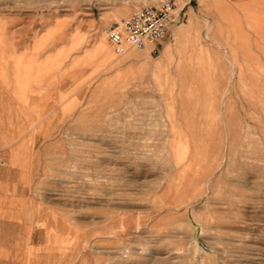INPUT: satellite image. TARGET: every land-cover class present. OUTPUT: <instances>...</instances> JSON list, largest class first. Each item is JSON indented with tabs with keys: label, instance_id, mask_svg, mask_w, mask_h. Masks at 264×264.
<instances>
[{
	"label": "rangeland",
	"instance_id": "rangeland-1",
	"mask_svg": "<svg viewBox=\"0 0 264 264\" xmlns=\"http://www.w3.org/2000/svg\"><path fill=\"white\" fill-rule=\"evenodd\" d=\"M160 1L157 53L102 34ZM240 1L0 0V264H264V0Z\"/></svg>",
	"mask_w": 264,
	"mask_h": 264
},
{
	"label": "built area",
	"instance_id": "built-area-1",
	"mask_svg": "<svg viewBox=\"0 0 264 264\" xmlns=\"http://www.w3.org/2000/svg\"><path fill=\"white\" fill-rule=\"evenodd\" d=\"M177 16L172 2L160 1L134 8L121 19L105 24L101 32L117 52L126 46L136 51L147 49L153 55L177 22Z\"/></svg>",
	"mask_w": 264,
	"mask_h": 264
},
{
	"label": "bare ground",
	"instance_id": "bare-ground-1",
	"mask_svg": "<svg viewBox=\"0 0 264 264\" xmlns=\"http://www.w3.org/2000/svg\"><path fill=\"white\" fill-rule=\"evenodd\" d=\"M249 1V0H248ZM241 2V1H240ZM239 2V3H240ZM243 2V3H242ZM242 4H244L245 0L243 1L242 0ZM224 3V2H223ZM222 3V4H223ZM235 3V1H234ZM236 3L238 4V2L236 1ZM239 4V5H242V4ZM250 3V2H249ZM229 4V3H228ZM248 4V3H247ZM230 5V4H229ZM231 6V5H230ZM232 8V7H231ZM257 9V8H256ZM122 13V12H121ZM253 13V12H252ZM253 15V14H251ZM256 18V17H255ZM119 19L118 17L115 18V20ZM221 19V18H220ZM222 20V19H221ZM191 25V21H189V24L187 25L188 27ZM182 28L181 26H177V27H174L172 28V34L177 36L179 35V33L182 32ZM104 38V37H103ZM101 38V40H99L96 44H94L95 46L93 47V53L94 55H98L102 58H109V57H112L114 56V53L111 46L107 45L106 41ZM145 53H148V50H143ZM149 54V53H148ZM32 126V125H31ZM191 186V185H190ZM224 199H226L227 201H230L232 199V193L230 190H224V193H223V197ZM229 204V203H228Z\"/></svg>",
	"mask_w": 264,
	"mask_h": 264
}]
</instances>
